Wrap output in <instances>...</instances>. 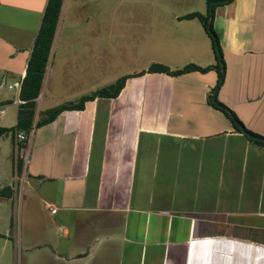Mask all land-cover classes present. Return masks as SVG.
<instances>
[{
	"label": "crops",
	"instance_id": "0c3cea01",
	"mask_svg": "<svg viewBox=\"0 0 264 264\" xmlns=\"http://www.w3.org/2000/svg\"><path fill=\"white\" fill-rule=\"evenodd\" d=\"M194 1L164 0L154 19L130 12L131 44L144 28L155 52L146 46L144 63L119 76L152 64L170 71L215 66L202 24L182 19L205 16V0ZM47 2L0 0L2 129L13 130L23 109L20 89L8 86L25 74ZM104 6V0H63L71 32L66 48L86 39L76 36L77 19L102 30ZM133 7L148 11L146 4ZM215 12L225 66L216 99L264 138V0H232ZM66 48V59L97 56ZM74 65L80 67L59 60L56 73L70 75L67 84L35 100L25 167L16 166V135L24 131L0 136V191L8 189L0 196V264L12 250L17 264H264V147L209 105L217 72L130 78L115 99H95L37 127L41 112L82 97L78 83L90 94L123 77L95 85L83 80L88 67ZM60 91L65 95L57 99Z\"/></svg>",
	"mask_w": 264,
	"mask_h": 264
},
{
	"label": "rangeland",
	"instance_id": "374dc122",
	"mask_svg": "<svg viewBox=\"0 0 264 264\" xmlns=\"http://www.w3.org/2000/svg\"><path fill=\"white\" fill-rule=\"evenodd\" d=\"M104 1H105V6H104L105 10L103 12L104 16H103L102 30L99 27L100 25H96V23H94V25H93V23L90 22V24L84 25L83 21L81 19H80V21H79V19H77L76 21H77V23H79V25L75 27L77 29H74V31L77 33L76 36L84 34V35H86L85 36L86 39L82 43H80V40L78 41V43H71V46L69 45V48H66V46H64L65 45L64 37L66 35L71 36L70 35L71 32L67 31L68 20L66 22V17H64V11L61 12L60 17H59V21H58V25H57V29L55 31V36H54L55 39L58 37H60L61 39L59 40L58 46L56 48L54 47V45L51 48L50 56H49L48 62L46 64L45 74H44L43 81H42V88H41L40 96L38 98V99H40V101L42 98L43 99L45 98V96L50 92V90H52V89L58 90L59 86H61V85L63 86V84H67V82H68L67 77H69L70 75H68L63 70H62L61 74L56 73V69H57V65H58L59 60H65L66 62H67V60H68V62H72V61L76 60V62L80 63V67H83L84 69H86V67H88L87 71L90 74H88L87 75L88 77H86L83 80L86 81V80L94 79L95 85H98L101 82L104 83L105 79H112L115 76H118V78H119V77L123 76V75L119 76V73H123L124 71L129 69L130 64L132 66V64H134L136 61H137L138 67H139V65L143 64L145 61L144 48L146 46H148V49H145L146 52L147 51H149L150 53L155 52L154 50H152L155 43H153L152 40H148L149 35L144 32L145 31L144 28L143 29L141 28L140 32H139L140 35H142V38L137 37V41L133 42L131 44V42L133 41L132 39H134V38H130L131 35L129 34V25L127 27V22L130 21L129 20L130 12L134 15H137L138 13L140 15V12H143V13L145 12V14H144L145 17L143 19L147 18L149 16V13H150L152 16V19H154V16L152 13L153 11L154 12L158 11L160 14L163 13L158 8H163L162 6L164 5V0H104ZM119 1H120V4H119ZM180 2H188V0H180ZM196 2L197 1L195 0L194 3L196 4ZM200 2L202 4V0ZM190 3L192 4V2H190ZM145 4L148 7L147 12L142 11L141 9L131 10L132 8H134L133 7L134 5L144 6ZM91 6L92 5L89 4V7H88L89 12L91 10ZM202 6H204V5L202 4ZM137 8H139V7H137ZM215 10L212 11V15H211L214 23H215V20L217 18ZM194 12H196V11H194ZM160 18H162V16ZM113 19H114V21H113ZM139 20H141V19L139 18ZM118 22H120L121 24H119ZM219 22H220V19L218 20V23ZM202 27H203V25H202ZM212 30L214 31V33L216 35L215 28H214L213 24H212ZM234 31L238 32L239 28L237 27L236 29H234ZM100 33H102L103 37L100 39H96V35L100 34ZM145 36H147V40L145 39ZM98 47H99V49H98ZM65 48H66V50L68 49V51L72 50L73 52H77V53L82 52L83 55L85 53L88 54L87 51H90L93 49V51H95L97 53V56H95V54H94V56H91L93 54V53H91V55H89V57L82 58L83 60L81 58H78V59L68 58V59H66V54L71 53V52H62V50H64ZM59 50H60V52L58 53ZM136 56L140 57V58H138V60H135ZM217 59H218V57H217ZM223 62H224V60H223ZM75 65L72 67V69H74V68L80 69L79 66L77 67ZM75 70H77V69H75ZM91 70H93V71H91ZM95 70L98 72L97 75H96ZM80 71H81V69H80ZM224 72H225V69H224L223 73ZM201 74H205V73H201ZM100 76H102V77H100ZM101 80H103V81H101ZM91 81H93V80H91ZM91 81H89V82H91ZM47 85H48V89H46ZM86 86L88 87V85H84L83 83H78V85H77L78 88H81L79 90V93L83 94V95H81L82 97L86 96V94H87V93L84 94L86 92L85 91ZM95 91H97V90H95ZM64 95H65V93L62 91H60L58 94H56V96H58L57 99L63 98ZM25 143H26V141L24 142V145H25ZM27 157H28V160H30V153H28ZM18 159H20V158L18 157ZM22 168H23V165H22ZM10 173H11V169L9 170V174ZM17 216H18V212L16 211L15 215H14V218H16V221H17ZM1 237L2 236H0V238ZM15 252H16L15 250L8 252L7 264H17V254ZM14 255H15V257L13 258Z\"/></svg>",
	"mask_w": 264,
	"mask_h": 264
},
{
	"label": "trees",
	"instance_id": "16d2710c",
	"mask_svg": "<svg viewBox=\"0 0 264 264\" xmlns=\"http://www.w3.org/2000/svg\"><path fill=\"white\" fill-rule=\"evenodd\" d=\"M214 1H223V0H205L206 3V14L205 16L194 13L184 16L182 19H197L203 25L204 30L207 36L210 38L212 49L216 55L217 64L215 66H209L205 68L197 67L194 65H188L180 70L170 71L169 68L160 65V64H152L148 67L146 71H142L137 74L127 75L119 78L114 83H111L105 87L98 89L97 91L90 93L86 96L79 98L75 102H66L55 108L43 111L40 113V119L37 121L36 126L42 127L54 121V119L65 111H82L84 109V105L87 102H92L95 99H115L122 89L125 86V83L130 78H136L143 76L144 74H165L171 77H177L190 72H199V73H207L208 71L215 70L218 75V81L215 88L212 90L218 91L220 86L222 85L224 79V62L222 59V53L218 41V37L215 35L212 30V16L209 14V6ZM232 0L228 1L230 3ZM227 3L221 2L218 5L213 6V10H215L218 6L225 5ZM63 5V0H48L46 8L44 10V14L42 17L41 25L39 27L37 36L35 38L30 58L27 62L25 74L21 79V86L19 92V99L24 101V106L21 111L18 113V121L17 125L13 130H7L0 128V136L6 134L7 132H11L12 136L16 132L24 131L27 134L31 129V122L33 120L35 114L36 103L35 100L39 98L42 81L45 74L46 64L48 62L51 48L53 45V40L55 36V31L57 29L59 17L61 14ZM210 22V23H209ZM210 100V99H209ZM209 105L213 108L221 111L231 122L235 130L239 133L240 131L236 128V124L240 125L246 132L252 134L247 131L235 114L219 103L216 99L215 104H211L209 101ZM254 135V134H252ZM255 136V135H254ZM258 145L264 147V143L256 142ZM18 159V157H17ZM17 169L22 168V162L18 159L16 163ZM8 195V189L0 191V196L6 197Z\"/></svg>",
	"mask_w": 264,
	"mask_h": 264
},
{
	"label": "built area",
	"instance_id": "2783aa9c",
	"mask_svg": "<svg viewBox=\"0 0 264 264\" xmlns=\"http://www.w3.org/2000/svg\"><path fill=\"white\" fill-rule=\"evenodd\" d=\"M21 86V82H14L13 84L8 86L9 90L15 89V90H19ZM2 113V112H0ZM16 140L18 143H21V146L18 148L17 154L18 157L20 158L23 167H25L27 165L28 162V137L26 136V134L24 133H18L16 135ZM26 141L25 145L24 142ZM52 213H55V209L51 210Z\"/></svg>",
	"mask_w": 264,
	"mask_h": 264
},
{
	"label": "water",
	"instance_id": "95a60500",
	"mask_svg": "<svg viewBox=\"0 0 264 264\" xmlns=\"http://www.w3.org/2000/svg\"><path fill=\"white\" fill-rule=\"evenodd\" d=\"M228 1L230 0H223V1H214L210 4V7H209V14L210 16L212 15V11H213V6L214 5H218L220 4L221 2L223 3H227ZM216 95H217V92L214 91L211 96H210V103L211 104H215L216 103ZM236 128L244 135L246 136L249 140L251 141H256V142H261V143H264V138H258L248 132H246L240 125L236 124Z\"/></svg>",
	"mask_w": 264,
	"mask_h": 264
}]
</instances>
